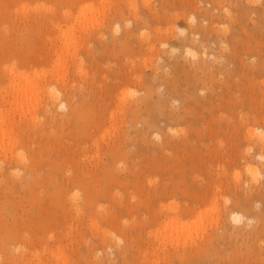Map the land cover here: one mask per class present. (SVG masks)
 Returning <instances> with one entry per match:
<instances>
[{
    "label": "rangeland",
    "instance_id": "obj_1",
    "mask_svg": "<svg viewBox=\"0 0 264 264\" xmlns=\"http://www.w3.org/2000/svg\"><path fill=\"white\" fill-rule=\"evenodd\" d=\"M232 2L231 0H0V106H3L1 105L3 104L1 97L4 94H1V92H4L2 88L5 85L7 86L9 82L11 76L9 68L12 66H15L19 73L23 71L30 73L36 82H39L40 79L42 82H48L54 80V77H60L61 79L65 76L67 80L66 89H68L67 96L62 93L64 90L59 94L60 99L56 102L58 104L56 109L51 108L46 112L45 109L48 103L45 100H43L42 106L38 107V121L36 124L43 129L29 130L30 136L23 135L26 138L25 144L17 143L15 148L12 149L14 154L11 151L0 153V165L7 167L12 163V171L9 170L11 176L18 181L25 182V185L18 192L8 194L4 198L2 205H0V219L6 223L8 222L7 226L8 224L10 226L11 223V227L12 223L22 219V222L27 221V223H23L27 226L25 228H33L35 231L38 229L36 236H34V231L31 230V232L25 229L26 233L28 230V232H31V234L29 232V235L32 236L31 238L28 236L31 241L28 244L34 245H26V250L32 248L31 251H33L26 252L25 248L24 250L15 249L16 243L10 244L12 241L14 242L13 236L9 232L1 230V225L0 241L4 240L6 242L9 238L10 242L8 240L9 243L6 242L9 245L8 248L13 247L11 250L0 247V251L2 249L0 264H30L31 261L37 263L36 259L41 255H43L41 258L44 257L42 259L45 263L51 264L53 262L52 264H54L57 262V258L54 257L56 249L64 250L61 249L60 245H57V243L61 244L59 242L61 240V246L65 245V254L64 252L62 254L67 256H64L66 260L61 264H101L102 261L105 264H156L157 261L159 264H180L178 259L172 256L176 249L177 251L186 249L187 252L192 251L195 253L199 248L206 247L207 243L208 246L204 248V252L199 250V252L205 254L200 256L199 259L194 258L193 260L196 261L191 264H199V261L202 262L201 264H217L223 258L225 260H236V264H264V233L258 234L256 237L253 236L254 228H260L259 226L264 223L262 218L264 215V200L260 202L262 199L259 200L260 196L255 194L257 198L255 196H253L254 200L253 197L249 198L252 201L251 205L242 203L240 205L238 199H236L239 198L240 200L237 195L239 193L242 195L243 191L246 190L250 192L259 189V192L260 187L264 190V174L262 173L264 170H261L264 169V160H260L256 156V154L259 155L257 145L254 148H249L253 143L249 142L251 139L247 136L248 130L256 125L264 128V0H232ZM202 20L203 22H201ZM192 31L197 32L204 42H208L209 48L207 45L205 53L201 52L202 46L200 43L191 40L194 34ZM187 44L196 50L197 55L195 57L187 53ZM192 45L195 47H192ZM59 47L60 49L64 48V53L60 58L57 53ZM196 47L199 49L198 53ZM176 55L177 57H175ZM236 55L239 57L237 58ZM213 57H217V59L215 60ZM203 59H205V65H209L210 70L204 69L202 71L199 69L201 67L199 63H202L200 61ZM211 70L216 75H213ZM211 74L213 75L212 81H210ZM56 87L60 89V87ZM152 87L153 89H149ZM149 90H151L152 96L142 102L141 111L143 114L140 115L139 119H135L132 113L133 108L136 107V104H139L142 96L144 98L148 96ZM240 90L242 91L240 92ZM243 91L244 93H242ZM249 91H251L250 94ZM229 93L231 97H229ZM84 94L87 96L83 97ZM43 98H45L44 95ZM237 98L239 99L237 100ZM61 100L66 102V106L59 105ZM90 100H93V103ZM83 102L87 104H83ZM88 102L89 104L91 102V105L88 106ZM83 105L89 107L87 109H91V111L85 113L87 111L86 107L83 108ZM7 107L10 108V106ZM72 109L74 113L76 109L79 111L75 114L77 116L74 115V117L73 113L71 120L63 123L62 116L69 118L68 114ZM80 112H82L81 115L77 114ZM48 113L59 119L58 122H54L52 125L46 123V125ZM179 113L183 114L182 118L178 117L177 114ZM20 118V112L16 111L14 116L17 123L15 124L16 135H20L21 131L26 132L27 130L25 128L27 126L26 120L23 119L22 121V118ZM28 124L31 127L35 125L33 122H31V125L30 121H28ZM141 133L146 135L147 140L142 138ZM144 140H146V143ZM26 142H29L27 144L30 147L25 146ZM37 149L38 151H35ZM114 149L118 151L116 158L110 152ZM249 149L251 154L255 152L254 155L249 154ZM261 149L264 151V147H259V153L261 152L264 155ZM136 151L137 154L142 153V151L144 154L142 153L143 155L140 157L135 153ZM33 152L37 156L40 154L38 160H41L43 166L49 170L48 173L53 170H50L49 167L55 168L54 171H51L52 173L59 171L56 175L53 173L57 176L54 177L56 180L62 179L61 176L65 173H67V176L72 175L76 170H86L87 167L94 170L96 166H101L103 163V166L105 165L104 171H101L103 173L100 172L103 174V178L101 174L98 173V175L101 176L100 180L102 182H100L103 189H106V192L109 193L100 200L98 208V204L95 205L94 211L97 212L95 214L98 216H95V214H92L91 216H94L90 218L87 216L85 220L87 223H85L84 221L81 222L80 217V219H76L78 218L77 213L73 210L71 213L76 218L71 214L70 217L75 218L71 220L68 215V223L62 217L63 214L59 213L62 212L61 204L66 209H70V201L82 198L83 190L77 186H69L66 191L64 190L67 193L66 195L62 193L61 196H58L54 192L55 190H52L55 188H51L48 181V188L50 187V191H53L52 196L50 195L51 192L48 191V193L46 192L48 195L42 193L45 194L43 196L46 199L44 197L33 199L28 182L24 178L26 169L21 165L23 162H29V159L33 156L31 153L34 154ZM38 152L40 153L38 154ZM65 158L69 160L66 164L64 163ZM15 160L18 163H14ZM56 161L59 164L58 167ZM245 161L247 163L253 161L254 164H252L257 168L259 167V172L255 173L256 175L250 174L247 171L246 166L248 165ZM5 162L8 163L5 164ZM18 164L20 165L18 166ZM48 164L55 165L49 166ZM66 165L67 167H65ZM61 166H64V171ZM60 171L62 172L60 173ZM87 175V179L92 180L91 183H93L95 181L94 174L90 173L89 176L88 173ZM237 175L242 180L239 181L242 182L243 191L241 187L240 189L233 187ZM0 180V183L4 182L6 177L1 176ZM218 182L222 183L219 184ZM174 185H178L181 189H177L178 186L175 187ZM172 186L174 187L172 188ZM184 186L185 188H183ZM248 186H250V189ZM165 187L168 188L167 192L162 191ZM169 188L170 190L171 188L174 189L176 192L174 190L169 191ZM38 190L40 191L42 188L39 187ZM188 190L192 192V197ZM157 191L162 193L160 198L158 197L159 199H156ZM199 191L200 194H198ZM148 192L149 196H147ZM170 192L171 194H169ZM194 193L195 195L197 193L200 197L195 196ZM150 195H153V198ZM164 195L165 197H163ZM213 195L217 196L213 197ZM54 196L58 197L57 199L60 198L61 202L59 203ZM65 198L68 199L64 200ZM141 198H143V201ZM144 198L145 203H141L144 202ZM54 199H56L57 205L54 203ZM140 200L141 202H139ZM131 202L133 205L140 203L139 205L142 206L144 204V208L139 206V209L137 208V211L132 213L126 211L119 213L121 205L131 204ZM170 204L171 206L175 204L178 208L173 209L171 206L169 208ZM114 206L118 207L117 212H115L116 208L112 209ZM147 206H150V211L146 210ZM188 206H193L195 212L186 211L189 209ZM244 206L245 208H243ZM248 206L254 208L251 207L252 209H250ZM52 208H55L54 212L58 217L55 213L53 215ZM111 209L117 213L114 220L110 217L107 218L109 215L107 213L112 212ZM230 211L242 214L241 222H234L230 217ZM67 212L70 213L69 210ZM81 212L83 213L84 210L82 209ZM101 212L104 213L101 215ZM49 213L53 216H50ZM104 214H107V216ZM43 215L48 222L45 221ZM47 216H50V218ZM105 216L107 219H105ZM38 218L44 223L39 221ZM50 219L51 224L49 223ZM96 221L98 225L93 223ZM22 222L21 220L18 222L21 227ZM46 222L48 225L45 226ZM76 222L79 224H76ZM34 223L35 225H33ZM42 223V230L45 229L47 232L44 230L42 232L40 227ZM81 223L82 228L80 227L82 226ZM60 224H65L66 228L64 229V226L61 227ZM71 224L74 228H72V232L69 230ZM19 226L18 228H20ZM34 226L38 228L36 229ZM75 227H80L81 230ZM23 228L21 229L23 230ZM50 229L57 230L56 233L61 239L58 236L54 237L57 241L54 238L50 239V233H48ZM25 230L23 232L20 230V232L26 234ZM75 231L80 232L82 237L80 233ZM4 233L7 235L5 236ZM53 233L55 234V232ZM61 233L64 234V237ZM224 233H230L232 236L226 237L229 240L221 241L218 244L215 240L223 236ZM8 234L11 236V240ZM24 234H22L23 237L26 236ZM41 234L43 235L41 236ZM253 237L256 239H253ZM92 238L94 241H92ZM102 238L105 240H102ZM43 240L49 242L45 243ZM102 241H104V244H102ZM228 241H231V243ZM38 242L42 244L39 245ZM34 243H36V247ZM94 245L96 248H94ZM126 245L129 252H131L128 255V257L130 256L129 259L124 262L125 259L122 260L121 253H124ZM43 246H48V248L44 250ZM52 247L56 248L53 253L49 251L50 249L53 251ZM88 247L94 248L93 252ZM8 251H11L12 255L8 254ZM37 251L40 252L38 256H36ZM207 253L209 255H206ZM168 255L173 260H169ZM8 256L10 260L7 259L6 261Z\"/></svg>",
    "mask_w": 264,
    "mask_h": 264
},
{
    "label": "bare ground",
    "instance_id": "obj_2",
    "mask_svg": "<svg viewBox=\"0 0 264 264\" xmlns=\"http://www.w3.org/2000/svg\"><path fill=\"white\" fill-rule=\"evenodd\" d=\"M214 1H216V0H214ZM222 1V0H221ZM224 1V0H223ZM231 2H232V0H231ZM217 3V2H216ZM227 3V2H226ZM240 3V2H239ZM248 3V2H247ZM219 4V3H218ZM221 4V3H220ZM232 4H233V2H232ZM231 6V5H230ZM233 6V5H232ZM249 6V5H248ZM216 7V6H215ZM213 8V7H212ZM230 8V7H229ZM222 9V8H221ZM238 9V8H237ZM236 9V10H237ZM243 9V8H242ZM122 10V9H121ZM223 11V10H222ZM120 12V11H119ZM215 12V11H214ZM227 12V11H226ZM249 12V11H248ZM260 12V11H259ZM212 13H213V11H212ZM216 13V12H215ZM222 13V12H221ZM240 13V12H239ZM123 14V12L121 13V15ZM196 14V13H195ZM217 14V13H216ZM184 15V14H183ZM192 15V14H191ZM194 16V15H193ZM214 16V15H213ZM213 16H212V18H213ZM218 16V15H217ZM231 16V15H230ZM123 17V16H122ZM146 17V16H145ZM125 18H127V17H125ZM159 18V17H158ZM191 18V17H190ZM214 18H216V17H214ZM127 19H129V18H127ZM156 19V18H155ZM160 19V18H159ZM158 19V20H159ZM172 19V18H171ZM193 19V18H192ZM241 19V18H240ZM198 20V19H197ZM193 21V20H192ZM191 21V22H192ZM264 21V20H263ZM111 22V21H110ZM157 22V21H156ZM201 22H203V20L201 21ZM154 23V22H153ZM194 23H195V21H194ZM228 23V22H227ZM232 23V22H231ZM261 23V22H260ZM110 24V23H109ZM117 24V23H116ZM201 24H203V23H201ZM216 24V23H215ZM262 25V24H261ZM192 26V25H191ZM191 26H190V28H191ZM195 26V25H194ZM258 26V25H257ZM201 27V26H200ZM220 27H221V25H220ZM195 28V27H194ZM228 29V28H227ZM258 29V28H257ZM209 30V29H208ZM215 30V29H214ZM225 31V30H224ZM172 33H173V31H171ZM194 34H193V36L191 37L192 39V41H195V42H197L198 44L200 43V45L202 46V48H201V52H203V53H205L206 52V50H205V48H206V46L208 45V42L206 43V42H204V40L203 39H201L199 36H198V34H197V32H194V31H192ZM100 33V32H99ZM189 33V32H188ZM191 33V32H190ZM199 33V32H198ZM224 33V32H223ZM264 33V32H263ZM219 34V33H218ZM228 34H229V32H228ZM96 35V34H95ZM224 35V34H223ZM97 36V35H96ZM173 36V35H172ZM185 37H188V36H185ZM217 37V36H216ZM225 37H227V36H225ZM264 37V36H263ZM170 38V37H169ZM168 38V39H169ZM183 38V37H182ZM223 38V37H222ZM181 39V38H180ZM164 40H165V38H164ZM182 41H184L183 39H181ZM188 40V39H187ZM190 40V39H189ZM226 40V39H225ZM191 41V42H192ZM207 41V40H206ZM153 42V41H152ZM221 42V41H220ZM250 42H252V41H250ZM120 43V42H119ZM123 43V42H122ZM145 43V42H144ZM165 43H166V41H165ZM178 43V42H177ZM186 43V42H185ZM189 43H190V41H189ZM188 43V44H189ZM196 43V44H197ZM215 43V42H214ZM218 43V42H217ZM233 43H234V41H233ZM154 44H156V43H154ZM173 44H175V43H173ZM186 45L187 46V48H186V51H187V53L188 54H190V55H192V57L194 56H196L197 54H196V50L195 49H193V48H191L189 45ZM191 44V43H190ZM193 44V43H192ZM196 44H194V45H196ZM227 44H228V42H227ZM249 44V43H248ZM251 44H253V43H251ZM139 45V44H138ZM144 45V44H143ZM177 45V44H176ZM178 45H179V43H178ZM181 45V44H180ZM219 46H220V44H218ZM264 45V44H263ZM151 46H152V44H151ZM183 46V45H182ZM197 46H199V45H197ZM213 46V45H212ZM217 46V45H216ZM230 46V45H229ZM236 46V45H235ZM106 47H108V46H106ZM114 47V46H113ZM118 47V46H117ZM150 47V46H149ZM192 47H195V46H193L192 45ZM200 47V46H199ZM218 47V46H217ZM246 47H248V46H246ZM104 48V47H103ZM108 48H110V47H108ZM141 48V47H140ZM197 48V47H196ZM208 48H209V45H208ZM207 48V49H208ZM211 48V47H210ZM226 48H227V45H226ZM230 48V47H229ZM240 48V47H239ZM111 49V48H110ZM114 49V48H113ZM183 49V48H182ZM198 49V48H197ZM215 49V48H214ZM248 49V48H247ZM106 50V49H105ZM137 50H139V49H137ZM181 50V49H180ZM225 50V49H224ZM241 50V49H240ZM251 50V49H250ZM170 51V50H169ZM198 51H199V49L197 50V53H198ZM260 51V50H259ZM110 53H111V51H109ZM168 52V51H167ZM172 52V51H171ZM181 52H183V51H181ZM185 52V51H184ZM226 52H227V49H226ZM247 52H249L248 50H247ZM57 53H58V57L60 58L61 56H62V54L64 53V48L62 47L61 49H60V47H59V49L57 50ZM105 53V52H104ZM109 53V54H110ZM173 53H175V52H173ZM178 53V52H177ZM240 53V52H239ZM106 54V53H105ZM187 54V55H188ZM208 54H209V52H208ZM212 54V53H211ZM229 54V53H228ZM232 54V53H231ZM248 54V53H247ZM174 55V54H173ZM184 55V54H183ZM186 55V54H185ZM205 55H207V54H205ZM224 55V54H223ZM239 55V54H238ZM237 56V55H236ZM264 56V55H263ZM162 57V56H161ZM170 57V56H169ZM175 57H177V55L175 56ZM211 57V56H210ZM209 57V58H210ZM239 56H237V58H238ZM241 57V56H240ZM185 58V57H184ZM202 58V57H201ZM213 58H215V60L217 59V57H213ZM224 58V57H223ZM263 58V57H262ZM189 59V58H188ZM187 59V60H188ZM211 59V58H210ZM209 59V60H210ZM175 60V59H174ZM183 60H185V59H183ZM186 60V61H187ZM205 59H203L202 61H200V62H202V63H199V66L201 65V67H199V69L200 70H202V71H204V69H208V70H210L209 69V65H205L206 63H205V61H204ZM212 60V59H211ZM223 60H225V59H223ZM194 61V60H193ZM197 61V60H196ZM214 61V60H213ZM264 61V60H263ZM164 62V61H163ZM189 62L191 63V61L189 60ZM208 62V61H207ZM224 62V61H223ZM227 62V61H226ZM240 62V61H239ZM252 62H253V60H252ZM188 63V62H187ZM186 63V64H187ZM198 63V62H197ZM210 63V62H209ZM209 63H207V64H209ZM234 63V62H233ZM162 64V63H161ZM196 64V63H195ZM194 64V65H195ZM210 64H212V63H210ZM224 64H225V62H224ZM230 64V63H229ZM228 64V65H229ZM257 64H258V62H257ZM260 64V63H259ZM181 65V64H180ZM185 65V64H184ZM191 65V64H190ZM198 65V64H197ZM238 65V64H237ZM245 66H246V64H244ZM243 65V66H244ZM255 65V64H254ZM261 65V64H260ZM259 65V66H260ZM263 65V64H262ZM179 66V65H178ZM233 66V65H232ZM244 66V67H245ZM134 67V66H133ZM152 67V66H151ZM150 67V68H151ZM168 67V66H167ZM188 67V66H187ZM239 67V66H238ZM242 67V66H241ZM251 67V66H250ZM264 67V66H263ZM161 68V67H160ZM169 68V67H168ZM180 68V67H179ZM178 68V69H179ZM198 68V67H197ZM196 68V69H197ZM210 68H211V66H210ZM229 68V67H228ZM253 68V67H252ZM260 68H261V66H260ZM263 69V68H262ZM152 70H153V68H152ZM169 70V69H168ZM208 70H207V72H208ZM242 70V69H241ZM244 70V69H243ZM251 70V69H250ZM257 70V69H256ZM255 70V71H256ZM164 71V70H163ZM199 71V70H198ZM212 71L213 70H211V73H212ZM229 71H230V69H229ZM254 71V70H253ZM254 71V72H255ZM261 71V70H260ZM206 72V73H207ZM210 72V71H209ZM235 72H238V71H235ZM245 72V71H244ZM249 72H251V71H249ZM9 73H10V78H9V82H8V84H7V86L5 85V87L4 88H2L3 89V91L4 92H1V94L2 93H4V94H2V101H3V104H1V105H3V106H0V153L3 151V152H6L7 153V151L9 152V151H11L13 154H14V152H13V148H15V146L17 145V143H21L22 145H24L25 144V136H23V135H26V136H30L29 135V133H28V131L29 130H31V131H37V130H39V129H43V128H39L37 125L38 124H36V122L38 121V117H37V109H38V107H40V106H42V104H43V100H45L46 101V103H48V105H46V109H45V111L46 112H48L51 108H55L56 109V107H57V105L58 104H56V102H58L59 101V99H60V93H61V91H63L62 93H64L65 94V96H67L68 95V89H66L67 88V80H66V78H65V76H63L61 79H60V77H54L55 79L54 80H49L48 82H42L41 81V79H40V81L39 82H36L35 81V79L33 78V76L30 74V73H26V72H22V73H19V70L14 66H12V67H10L9 68ZM126 73V72H125ZM157 73V72H156ZM166 73V72H165ZM223 73V72H222ZM259 73V72H258ZM262 73V72H261ZM132 74V73H131ZM130 74V75H131ZM205 74V73H204ZM210 74V73H209ZM213 75H216V74H214V73H212ZM210 75V76H212V77H210L211 79H210V81H212V78H213V75ZM250 74V73H249ZM124 75V74H123ZM129 75V74H128ZM133 75V74H132ZM242 75H244V74H242ZM246 75H247V72H246ZM255 75H257L256 73H255ZM254 75V76H255ZM135 76V75H134ZM138 76V75H137ZM166 76V75H165ZM222 76V75H221ZM225 76V75H224ZM240 76V75H239ZM250 76H251V74H250ZM249 76V77H250ZM264 76V75H263ZM130 77H132V76H130ZM156 77V76H155ZM215 77V76H214ZM251 77H253V75L251 76ZM126 78V77H125ZM128 78V77H127ZM138 78H140V77H138ZM207 78V77H206ZM219 78H220V75H219ZM225 78V77H224ZM133 79H134V77H133ZM141 79V78H140ZM158 79V78H157ZM238 79V78H237ZM126 80V79H125ZM128 80V79H127ZM131 80V79H130ZM136 80V79H135ZM153 80V79H152ZM167 80V79H166ZM191 80H193V79H191ZM214 80V79H213ZM216 80V79H215ZM217 80H219V79H217ZM244 80V79H243ZM251 80V79H250ZM253 80V79H252ZM254 80H256V79H254ZM257 80H258V78H257ZM264 80V79H263ZM180 81V80H179ZM227 81V80H226ZM238 81H239V79H238ZM262 81V80H261ZM129 82V81H128ZM141 82V81H140ZM167 82H169V80H167ZM192 82V81H191ZM195 82V81H194ZM251 82H254V81H251ZM149 83V82H148ZM229 83H231V82H229ZM255 83V82H254ZM150 84H152V83H150ZM194 84V83H193ZM220 84V83H219ZM264 84V83H263ZM262 84V85H263ZM141 85H143V84H141ZM149 85V84H148ZM154 85V84H153ZM182 85V84H181ZM223 85V84H222ZM227 85V84H226ZM231 85V84H230ZM236 85H238V84H236ZM56 86H58V87H60V89H57V87ZM135 86V85H134ZM139 86V85H138ZM145 86V85H144ZM215 86V85H214ZM229 86V85H228ZM251 86V85H250ZM249 86V87H250ZM260 86V85H259ZM264 86V85H263ZM64 87V88H63ZM147 87V86H146ZM145 87V88H146ZM151 87V86H150ZM240 87V86H239ZM217 88V87H216ZM219 88V87H218ZM236 88V87H235ZM238 88V87H237ZM246 88V87H245ZM248 88V87H247ZM246 88V89H247ZM253 88V87H252ZM258 88V87H257ZM260 88H262L261 86H260ZM260 88H259V90H260ZM141 89V88H140ZM149 89H153V87L152 88H149ZM232 89H234V88H232ZM245 89V90H246ZM256 89V88H255ZM254 89V90H255ZM146 90V89H145ZM147 91V90H146ZM203 91V90H202ZM234 91H235V89H234ZM242 90H240V92H241ZM247 91V90H246ZM261 91H263L262 89H261ZM156 92V91H155ZM200 92V91H199ZM206 92V91H205ZM204 92V93H205ZM236 92H237V90H236ZM250 92L251 91H249V94H250ZM259 92V91H258ZM157 93V92H156ZM201 93V92H200ZM199 93V94H200ZM242 93H244V91L242 92ZM247 93V92H246ZM253 93V92H252ZM263 93V92H262ZM225 94V93H224ZM43 95L45 96V98H43ZM144 95V94H143ZM146 95V94H145ZM204 95H206V94H204ZM203 95V96H204ZM227 95V94H226ZM229 95V97H231L230 95V93L228 94ZM240 95H242L241 93H240ZM263 95H264V93H263ZM85 96H87V95H85L84 94V96L83 97H85ZM152 96V92H151V90H149V92H148V96L147 97H143L142 96V98H140V102H139V104H136V107H134L133 108V116H134V118L135 119H139L140 118V115L141 114H143L142 113V111H141V106H143V105H141L142 104V102H144V101H146L148 98L150 99V97ZM246 96V95H245ZM250 96V95H249ZM256 96V95H255ZM202 97V96H201ZM209 97H211V96H209ZM217 97V96H216ZM251 97V96H250ZM160 98H162L161 96H160ZM176 98V97H175ZM199 98V97H198ZM223 98V97H222ZM244 98V97H243ZM80 99V98H79ZM228 99H230V98H228ZM239 98H237V100H238ZM245 99L247 100V98L245 97ZM249 99V98H248ZM254 99V98H253ZM259 99V98H258ZM49 102H48V101ZM242 100V99H241ZM250 100V99H249ZM91 101V100H90ZM152 101V100H151ZM173 100L171 99V102H172ZM226 101V100H225ZM229 101V100H228ZM236 101V100H235ZM254 101V100H253ZM257 101V100H256ZM259 101H261V100H259ZM264 101V100H263ZM78 102V101H77ZM92 103H93V100L91 101ZM91 102H90V104H89V102H88V106L89 105H91ZM123 102V101H122ZM121 102V103H122ZM134 102H136V101H134ZM175 102V101H174ZM214 102V101H213ZM242 102V101H241ZM245 102V101H244ZM243 102V103H244ZM252 102V101H251ZM255 102V101H254ZM84 103H86V102H83V104ZM148 103V102H147ZM250 103V102H249ZM61 104V106H66V102L64 101V100H61L60 102H59V105ZM87 104V103H86ZM173 104V103H172ZM178 104V103H177ZM233 104V103H232ZM255 104V103H254ZM260 105H262L261 103H259ZM264 104V103H263ZM77 105H79L78 103H77ZM132 105V104H131ZM243 105V104H242ZM7 106H10V108H8ZM72 106H74V105H72ZM80 106V105H79ZM82 106V105H81ZM84 106V105H83ZM92 106H93V104H92ZM223 106V105H222ZM246 106H247V104H246ZM76 107V106H75ZM86 107V105L83 107V108H85ZM129 107H131V106H129ZM147 107V106H146ZM174 107V106H173ZM230 107H231V105H230ZM234 107V106H233ZM261 107V106H260ZM83 108H82V111H83ZM87 108H89V107H86L85 109H86V111L87 112H85V109H84V112L85 113H89L88 111H91V109H87ZM91 108V107H90ZM240 108V107H239ZM247 108V107H246ZM75 109V108H74ZM80 109V108H79ZM93 109V108H92ZM199 109V108H198ZM238 109V108H237ZM236 109V110H237ZM250 109V108H249ZM256 109V108H255ZM81 110V109H80ZM243 110V109H242ZM247 110H248V108H247ZM252 110V109H251ZM16 111H19L20 112V114H21V118H22V121H23V119L24 120H26V122H27V126L25 127L27 130H26V132H22L21 131V134H22V136H21V134L20 135H16V133H15V124H17L16 123V121H15V119H14V116H15V112ZM214 111V110H213ZM246 111V110H245ZM76 112H79L77 109H76V111H75V113H74V110L72 109V110H70L69 111V118H67L66 116H62V122L63 123H65L66 121H70L71 120V117H72V114H73V116L76 114ZM237 112V111H236ZM258 112V111H257ZM260 112V111H259ZM94 113V112H93ZM131 113V114H132ZM250 113V112H249ZM252 113V112H251ZM49 114V113H48ZM66 114V113H65ZM77 114H82V112H80V113H77ZM84 114V113H83ZM215 114V113H214ZM240 114H242V113H240ZM47 115V114H46ZM178 115V117L179 118H182V116H183V114H181V113H179V114H177ZM263 115V114H262ZM75 116H77V115H75ZM74 116V117H75ZM83 116V115H82ZM129 116V115H128ZM127 116V117H128ZM132 116V115H131ZM73 117V118H74ZM79 117H81V116H79ZM126 117V118H127ZM214 117V116H213ZM243 117V116H242ZM249 117V116H248ZM20 118V119H21ZM77 118V117H76ZM75 118V119H76ZM252 118V117H251ZM255 118V117H254ZM257 118H258V116H257ZM256 118V119H257ZM19 119V118H18ZM78 119V118H77ZM17 120V119H16ZM58 120L59 119H56L55 118V116L54 117H52L50 114H49V116L47 117V119H46V122H45V124L47 123L48 125H52V124H54V122H58ZM61 120V119H60ZM74 120V119H73ZM244 120V119H243ZM22 121H20V122H22ZM28 121H30V124H31V122H33V123H35V125L33 126V127H31L29 124H28ZM75 121V120H74ZM197 121V120H196ZM20 122H19V124H20ZM133 122V121H132ZM238 122V121H237ZM243 122V121H242ZM245 122V121H244ZM248 122V121H247ZM250 122V121H249ZM72 123H74V122H72ZM76 123V122H75ZM162 123V122H161ZM251 123V122H250ZM259 123V122H258ZM46 124V125H47ZM247 124H249V123H247ZM32 125V124H31ZM133 125V124H132ZM256 125V124H255ZM40 126H42V125H40ZM134 126H135V124H134ZM230 126V125H229ZM43 127V126H42ZM215 127V126H214ZM236 127V126H235ZM241 127V126H240ZM248 127H249V125H248ZM264 127V126H263ZM171 128V127H170ZM177 128V127H176ZM172 129V128H171ZM143 130V129H142ZM25 131V130H24ZM170 131V130H169ZM168 131V132H169ZM172 131V130H171ZM212 132V131H211ZM215 133V132H214ZM237 133V132H236ZM142 134V138H146V135L144 134V133H141ZM169 134V133H168ZM175 134V133H174ZM204 134V133H203ZM153 135H154V133H153ZM158 135V134H157ZM184 135V134H183ZM243 135V134H242ZM181 136V135H180ZM203 136V135H202ZM209 136H210V134H209ZM208 136V137H209ZM248 137H249V139H251L249 142L251 143H253V145L251 146V147H249V148H254L256 145V147H258V151H257V149H255L257 152H258V154L259 155H257L256 154V156H258L259 158H260V160H264V155L260 152L259 153V147L260 148H263L264 147V128H261V127H258L257 125L255 126V127H253V128H250L249 130H248V135H247ZM247 136H245V137H247ZM140 137V136H139ZM138 137V138H139ZM184 137V136H183ZM137 138V139H138ZM178 138V137H177ZM140 139V138H139ZM170 139H172V138H170ZM174 139H176V138H174ZM179 139V138H178ZM181 139H183V138H181ZM132 140V139H131ZM146 140H147V138H146ZM146 140H144L145 141V143H146ZM185 140V139H184ZM237 140V139H236ZM244 140V139H243ZM26 141H28V140H26ZM133 141V140H132ZM242 141V140H241ZM239 142V141H238ZM244 142H246V141H244ZM24 143V144H23ZM27 143H29V142H26V145L25 146H28V144ZM151 143V142H150ZM180 143V142H179ZM178 143V144H179ZM251 143V144H252ZM168 144V143H167ZM176 144V143H175ZM177 144V145H178ZM184 144V143H183ZM238 144V143H237ZM30 145V144H29ZM171 145V144H170ZM173 145V144H172ZM185 145V144H184ZM243 145H244V143H243ZM153 146V145H152ZM237 146V145H236ZM239 146V145H238ZM237 146V147H238ZM248 146H249V144H248ZM24 147V146H23ZM28 147H30V146H28ZM118 147V146H117ZM244 147V146H243ZM121 148V147H120ZM120 148L118 149V151L120 150ZM39 149V148H38ZM38 149L37 150H35V151H38ZM182 149V148H181ZM248 149V148H247ZM33 150V149H32ZM110 150V149H109ZM244 150V149H243ZM246 150V149H245ZM262 150V149H261ZM116 149H114V150H112V151H110V152H112L111 154H113V155H115V158H116V156H117V152H118ZM247 151V150H246ZM245 151V152H246ZM249 151H250V149H249ZM263 151V150H262ZM264 152V151H263ZM34 153V152H33ZM40 152H38V154H39ZM43 153V152H42ZM136 154H137V151L135 152ZM142 153H143V151H142ZM142 153H140V154H137L138 156L140 155V157H141V155H143ZM253 153V152H252ZM255 153V152H254ZM254 153L253 154H251V151H250V153L249 154H251V156L252 155H254ZM5 154V153H4ZM4 154H3V156H4ZM13 154H12V156H13ZM31 155H33L32 156V158L31 159H29V162H23L21 165L23 166V168H25L26 169V173H25V177L24 178H26V180H27V182H28V186H29V188H30V190H31V192H32V198L34 199L35 197H39V198H43L44 196H45V194H47L48 193V191H50V187L48 188V181H49V186H51V188L52 187H54L55 189H52V190H55L54 192L58 195V196H61L62 195V193H65L64 192V190L66 191L68 188H69V186H71V187H73V186H77V187H79V189L81 188L82 190H83V196H82V198L81 199H74L73 201H70V209H66L65 208V206L63 205V204H61L62 206V212H59L60 214L62 213L63 214V216L62 217H64L65 218V220H66V222H68V220H69V218L72 220L73 218H71L70 216H71V212L73 211V210H75L76 211V215H77V217L78 218H76L75 217V215L74 214H72V215H74L73 217H75L77 220L78 219H80L81 220V222L82 221H84L85 222V220H86V218H87V216H89V218L90 217H93V216H91L92 214H95V212L96 211H94V208L96 207L95 205H97L99 202H100V200L101 199H103L106 195H107V193H109V192H106V189H103V187H102V184H101V182H102V180H100V177L103 175V174H101V173H103V172H101L102 170L104 171V166H103V163H102V165L101 166H96V169H94V170H91V169H89L88 167H87V169L86 170H84V169H82L81 171L79 170V171H77L76 170V172H74L72 175H66L67 173H65V174H63V176H61L62 177V179H60V180H56L54 177H57V176H55L56 175V173L57 172H59V171H57V172H51V171H54L55 170V168H52V167H49L50 168V170L51 169H53V170H51L49 173H48V169L46 168V167H44L43 166V164L41 163V160H38V156L40 155H38L37 156V154L36 153H34V154H32L31 153ZM43 155V154H42ZM41 155V156H42ZM113 155H112V157H113ZM236 155V154H235ZM9 156V155H8ZM11 156V155H10ZM6 157V156H5ZM111 157V158H112ZM237 157V156H236ZM235 157V158H236ZM255 157V156H254ZM254 157H252L253 159H254ZM10 158V157H9ZM8 158V159H9ZM15 158V157H14ZM13 158V159H14ZM114 158V157H113ZM113 158H112V160H113ZM114 158V159H115ZM161 158H162V156H161ZM248 158V157H247ZM251 158V159H252ZM256 158V157H255ZM41 159H42V157H41ZM66 159H67V161H66ZM239 159H241V158H239ZM250 159V158H249ZM2 160V159H1ZM64 160V159H63ZM245 160V159H244ZM8 161V160H7ZM11 161V160H10ZM9 161V162H10ZM18 161V160H17ZM51 161V160H50ZM65 162V164H66V162H68L69 160H68V158H65V160H64ZM83 161V160H82ZM234 161V160H233ZM246 161H247V159H246ZM245 161V162H246ZM251 161V160H250ZM47 162H48V160H47ZM0 163H1V161H0ZM6 163H8V162H5V164ZM14 163H18V162H16V160H15V162ZM42 165H41V164ZM49 163V162H48ZM56 163H57V167H58V162L56 161ZM236 163H237V161H236ZM247 163V162H246ZM249 163V164H248ZM246 165H248V166H246L247 167V171L250 173V174H257V172H259V167L257 168V166H255V165H253L254 163H253V161H252V163L251 162H248ZM251 163V164H250ZM3 164V163H2ZM94 164V163H93ZM100 164V163H99ZM262 164V163H261ZM16 166H17V164H15ZM20 164H18V166H19ZM49 165V164H48ZM51 165H55V164H51ZM51 165H49V166H51ZM96 165V164H95ZM263 165H264V163H263ZM7 166V165H6ZM13 165H12V163H10L7 167H3V166H1L0 165V177L1 176H4V177H6V180L4 181V182H1L0 183V205H2V201L4 200V198L8 195V194H11V193H14V192H18L24 185H25V182L24 181H18L15 177H13V176H11V171H12V167ZM69 166V165H68ZM154 166V165H153ZM236 166V165H235ZM261 166V165H260ZM45 169H44V168ZM53 167H55V166H53ZM62 167V166H61ZM65 167H67V165L65 166ZM77 167V166H76ZM246 167H244V168H246ZM261 167H263V166H261ZM17 168V167H16ZM15 168V169H16ZM106 168V167H105ZM62 170L64 169V166L61 168ZM200 169V168H199ZM261 169V168H260ZM9 170H11L10 172H9ZM68 170V169H67ZM75 170V169H74ZM106 170H108V169H106ZM261 170H264V169H261ZM13 171H14V168H13ZM64 171V170H63ZM69 171V170H68ZM62 171H60V173H61ZM73 172V171H72ZM101 172V173H100ZM106 172V171H105ZM105 172H104V174H105ZM42 173V174H41ZM89 173V176H90V173H92V174H94V176H93V178L95 177V181L93 182V183H91L92 182V180L91 181H89L88 179H87V174ZM98 173H99V175L101 174V176H99L98 175ZM263 174H264V172H262ZM16 174V173H15ZM255 174V175H256ZM91 176V177H92ZM99 176V177H98ZM237 178H235L236 179V182H235V184H233L234 186L233 187H235V189H240V187H241V183H240V181H242V180H240L239 179V176L237 175L236 176ZM102 178H103V176H102ZM92 179V178H91ZM181 179H182V177H181ZM222 179V178H221ZM220 179V180H221ZM247 179V178H246ZM254 179V178H253ZM216 180V179H215ZM240 180V181H239ZM245 180V179H244ZM250 180V179H249ZM1 181V180H0ZM101 181V182H100ZM96 182V183H95ZM210 182V181H209ZM212 182V181H211ZM263 182H264V180H263ZM213 183V182H212ZM219 183V182H218ZM222 183V182H221ZM221 183H219V184H221ZM248 183H251V182H248ZM253 183V182H252ZM210 184V183H209ZM218 184V185H219ZM224 184V183H223ZM246 185V184H245ZM250 185V184H249ZM255 185V184H254ZM264 185V184H263ZM262 185V186H263ZM166 186V185H165ZM175 186V185H174ZM174 186H172V188L174 187ZM178 186V185H177ZM177 186H175V187H177ZM182 186V185H181ZM185 186H186V184H185ZM185 186L183 187V188H185ZM189 186V185H188ZM213 186V185H212ZM221 186V185H220ZM219 186V187H220ZM256 186V185H255ZM39 187L40 188H42V190H38L39 189ZM214 187V186H213ZM218 187V188H219ZM252 187V186H251ZM107 188V187H106ZM172 188H171V190H170V188H169V191H173L172 190ZM187 188V187H186ZM207 188V187H206ZM221 188V187H220ZM219 188V189H220ZM242 188L243 187H241V190H242ZM248 188L250 189V186H248ZM259 188V187H258ZM264 188V187H263ZM177 189H181L179 186H178V188ZM189 189H190V187H189ZM260 191L258 192V190H254V191H250V192H248L247 190L246 191H243L244 193H242V195L239 193V195H237V196H239L240 197V200H239V198H236V199H238V203H240V205H242V204H248V205H251V198L253 197V196H255V194H256V196L257 195H259L258 197V199L259 200H261L262 199V201H260V202H263V200H264V192H262V191H264V190H262V188L260 187ZM148 190V189H147ZM159 190V189H158ZM161 190V189H160ZM178 190V191H179ZM185 190V189H184ZM201 190H203V189H201ZM213 190V189H212ZM108 191V190H107ZM163 192L164 191H168V188L167 187H165L163 190H162ZM175 191V190H174ZM206 191V190H205ZM215 191V190H214ZM47 192V193H46ZM51 192V191H50ZM53 192V191H52ZM52 192H51V196H52ZM171 192L169 193V194H171ZM176 192V191H175ZM186 192V191H185ZM188 192H189V190H188ZM235 192H236V190H235ZM42 193H45V194H42ZM154 193H155V191H154ZM153 193V194H154ZM190 193V195H191V193L192 192H189ZM189 193H188V195H189ZM203 192L201 191V194H202ZM205 193V192H204ZM207 193V192H206ZM211 193H213V192H211ZM67 193H65V195H66ZM148 195L147 196H149V192L147 193ZM150 194H152V193H150ZM162 193H160L159 191H157V193H156V195H157V197H156V199H159L160 198V195H161ZM198 194H200V191H199V193ZM197 193H196V195H198ZM214 195H215V193H213ZM44 195V196H43ZM48 195V194H47ZM49 195V196H50ZM54 195V194H53ZM56 195V196H57ZM69 195V194H68ZM109 195V194H108ZM167 195V194H166ZM193 195V194H192ZM192 195H191V197H192ZM194 195H195V193H194ZM195 195V196H196ZM205 195H207V194H205ZM209 195V194H208ZM213 195V197H216V196H214ZM241 195V196H240ZM48 196V197H49ZM151 197L153 196V195H150ZM155 196V195H154ZM199 196V195H198ZM198 196H197V198H198ZM202 196V195H201ZM235 196V195H234ZM255 196V197H256ZM55 197V196H54ZM54 197H52V198H54ZM64 197H67V196H64ZM74 198H75V196H73ZM113 197V196H112ZM151 197H150V199H151ZM159 197V198H158ZM162 197V196H161ZM163 197H165V195L163 196ZM200 197V196H199ZM45 198V197H44ZM51 198V197H50ZM56 198V197H55ZM58 198V197H57ZM56 198V199H57ZM146 199H147V197H145ZM145 198H144V202H141V200L143 201V198H141V200L139 201V202H141V203H145ZM153 198V197H152ZM194 198V197H193ZM250 198V199H249ZM257 198V197H256ZM32 199V200H33ZM46 199V198H45ZM56 199H54L55 200V204L57 205V201L60 203L61 201H60V198L59 199H57V201H56ZM68 198H65L64 200H67ZM161 199H163V198H161ZM160 199V200H161ZM216 199V198H215ZM51 200V199H50ZM61 200H62V198H61ZM159 200V201H160ZM198 200H199V198H198ZM203 200V199H202ZM253 200H254V197H253ZM148 201V200H147ZM158 201V200H157ZM197 201V200H196ZM200 201H201V198H200ZM213 201H216V200H214L213 199ZM235 201V200H234ZM217 202V201H216ZM244 202V203H243ZM260 202H258V203H260ZM53 202H52V204L54 205V206H56L55 204H54ZM66 203V202H65ZM123 203L125 204V202L123 201ZM147 203V202H146ZM149 203V202H148ZM161 203V202H160ZM173 203H175V202H173ZM189 203V202H188ZM242 203V204H241ZM100 204V203H99ZM99 204H98V206H97V208L99 207ZM131 204H132V202H131ZM131 204H127L126 203V205H121L120 206V212L119 213H121L122 211H126V212H133V211H137L136 209L139 207V206H141V205H139V204H135V205H131ZM159 204V203H158ZM176 204V203H175ZM175 204H172V205H174V206H171V204L169 205V208H170V206L171 207H173V209H176V207L177 206H175ZM191 204H192V202H191ZM214 204H215V202H214ZM261 204V203H260ZM66 205V204H65ZM144 204H142V206L141 207H143L144 208V206H143ZM145 205H147V204H145ZM234 205H237V204H234ZM239 205V204H238ZM239 205V206H240ZM101 206V205H100ZM194 206H195V204H194ZM233 206V205H232ZM238 206V207H239ZM254 206V205H253ZM253 206H251L252 208H254ZM264 206V205H263ZM148 208L146 209L147 211H150V206H147ZM175 207V208H174ZM189 207V206H188ZM187 207V208H188ZM197 207V206H196ZM235 207V206H234ZM237 207V206H236ZM235 207V208H236ZM241 207V206H240ZM250 206H248V208H250V209H252ZM116 207L114 206V208H112V209H115ZM118 208V207H117ZM117 208H116V210H115V212H117L118 210H117ZM157 208V207H156ZM159 208V207H158ZM166 208H168V207H166ZM165 208V209H166ZM178 208V207H177ZM243 208H245V206L243 207ZM53 210V215H54V213L56 214V212H54L55 211V208H52ZM60 209V208H59ZM84 210V212L82 213L81 212V210ZM112 209H111V211H112ZM139 209V208H138ZM142 209V208H141ZM149 209V210H148ZM154 209V208H153ZM163 209V208H162ZM182 209V208H181ZM194 208H193V206L192 207H189V209L188 210H186V211H194L193 210ZM247 209V208H246ZM69 210V212L70 213H68L67 211ZM160 210V209H159ZM255 210H257V209H255ZM59 211V210H58ZM114 211V210H113ZM110 212V213H107V214H109L108 216H107V214H104V215H106L107 216V218L108 217H110L111 219H115V214H117V213H115V212ZM249 211V210H248ZM251 211V210H250ZM49 212V211H48ZM87 212V213H86ZM99 212V211H98ZM108 212V211H107ZM125 212V213H126ZM139 212V211H138ZM159 212H161V211H159ZM159 212H156L157 214L159 213ZM165 212V211H164ZM163 212V213H164ZM184 212V211H183ZM182 212V213H183ZM195 212V211H194ZM231 212V211H230ZM253 212H257V211H253ZM46 213V212H45ZM52 213V212H51ZM68 213V214H67ZM97 213V212H96ZM104 212H101V215L103 214ZM124 213V212H123ZM148 213V212H147ZM150 213V212H149ZM152 213V212H151ZM176 213V212H175ZM180 213V212H179ZM186 213V212H185ZM188 213V212H187ZM186 213V214H187ZM229 213V212H228ZM251 213V212H250ZM261 213V212H260ZM40 214V213H39ZM43 214V213H42ZM50 214V213H49ZM67 214V215H66ZM114 214V215H113ZM127 214V213H126ZM178 214V213H177ZM262 214V213H261ZM37 215V214H36ZM52 214H50V216H53ZM68 215H69V218H68ZM97 214H95V216H96ZM100 215V214H99ZM154 215H155V213H154ZM162 215V214H161ZM164 215V214H163ZM162 215V216H163ZM166 215V214H165ZM32 216V215H31ZM50 216H47V217H49L50 218ZM98 216V215H97ZM106 216H105V219H107L106 218ZM152 216H153V214H152ZM158 216V215H157ZM261 216V215H260ZM39 217V216H38ZM40 217H41V214H40ZM43 217H44V215H43ZM56 217H58L57 216V214H56ZM60 217V216H59ZM80 217V218H79ZM154 217H156V216H154ZM230 217H231V219L234 221V222H241V220H242V218H243V215L242 214H239V213H237V212H235V211H232L231 212V214H230ZM45 218V217H44ZM43 218V219H44ZM74 218V219H75ZM104 218V217H103ZM121 218V217H120ZM252 218H253V216H252ZM261 218V217H260ZM262 218L264 219V215L262 216ZM3 219V218H2ZM39 219V218H38ZM55 219V218H54ZM73 219V220H74ZM155 219V218H154ZM159 219H160V217H159ZM250 219V218H249ZM262 219V220H263ZM21 220V222H22V219H20ZM20 220L19 221H16V222H14V223H12V227H11V223H10V226H9V224H8V226L6 225L7 223L5 222V221H1V219H0V227H1V225H2V229L1 230H5V231H7V232H9L12 236H13V239H14V242L12 241L10 244H12V243H16V248L15 249H18V250H24V248H25V250H26V245H33V244H28V243H30L31 241L29 240V237L28 236H30V238L32 237L31 235H29V232L32 230V231H34L35 232V235H34V233H33V235L34 236H36V232H38L37 230V228L38 227H36V226H34L37 230L35 231L33 228H30V229H28V228H25V227H27L25 224H23L24 222H26L27 223V221H24V222H22V227L21 226H19L18 225V222H20ZM28 220V219H27ZM32 221H33V219H31ZM35 220V219H34ZM47 219L45 218V221H46ZM76 220V221H77ZM109 220V219H108ZM158 220V219H157ZM261 220V221H262ZM30 221V220H29ZM39 221H41V219H39ZM50 222V224H51V219L49 220ZM56 221H57V219H56ZM63 221V220H62ZM111 221V220H110ZM38 222V221H37ZM41 222H43V221H41ZM40 222V223H41ZM47 222H48V220H47ZM46 222V223H47ZM52 222H53V220H52ZM60 222V221H59ZM79 222V221H78ZM78 222H76V224L78 223ZM92 222V221H91ZM264 222V221H263ZM262 222V223H263ZM17 223V224H16ZM31 223V222H30ZM44 223V222H43ZM43 223L42 224H40V227H41V225H43ZM69 223V222H68ZM68 223H66V224H68ZM85 223H87V222H85ZM85 223H83V224H85ZM94 224H97V221L96 222H93ZM92 223V224H93ZM39 224V223H38ZM59 224V223H58ZM79 224V223H78ZM89 224V223H88ZM142 224V223H141ZM23 225H25V226H23ZM30 225V224H29ZM33 225H35V223L33 224ZM46 225H48V223L47 224H45V226ZM54 225V224H53ZM57 225V224H56ZM60 225H62V224H60ZM69 225V224H68ZM80 225H82V223L80 224ZM98 225V224H97ZM132 225V224H131ZM255 225V224H254ZM258 225V224H257ZM18 226L20 227V228H18ZM31 226H32V223H31ZM44 226V227H45ZM55 226V225H54ZM64 226V229L66 228L65 227V224L64 225H62L61 227H63ZM77 226V225H76ZM92 226H95V225H92ZM133 226V225H132ZM24 227V228H23ZM56 227V226H55ZM61 227H60V229H61ZM71 229H69L70 231L72 230V224H71ZM81 228L83 227V225L82 226H80ZM79 227V228H80ZM127 227V226H126ZM253 227V226H252ZM260 228H257V229H255L254 228V231H253V236L254 237H256V236H258V234H262V233H264V223H263V225H261V226H259ZM21 228H23V230H25V229H28V230H30L29 232H28V230H27V233H28V235H27V233H26V230H25V233L26 234H24V233H21L20 232V230L23 232V230L21 229ZM42 228L43 227H41V230H42ZM47 228V227H46ZM51 228V227H50ZM56 228H58V226L56 227ZM56 228H54V229H56ZM68 228H69V226H68ZM67 228V229H68ZM76 228V227H75ZM78 228V227H77ZM76 228V229H77ZM78 228V229H79ZM127 228H129V227H127ZM132 228V227H131ZM20 229V230H19ZM60 229H59V231H60ZM63 229V230H64ZM74 229V228H73ZM75 229V230H76ZM96 229H98L97 227H96ZM125 229V228H124ZM144 229V228H143ZM45 232H47L45 229H43ZM43 230H42V232H43ZM48 230V229H47ZM63 230H62V232H63ZM79 230H81V229H79ZM83 230V229H82ZM229 230V229H228ZM227 230V231H228ZM251 230H252V228H251ZM31 231V232H32ZM78 231V230H77ZM77 231H75V232H77ZM224 231H226V230H224ZM1 232H3V231H1ZM20 232V233H19ZM31 232H30V234H31ZM44 232V233H45ZM53 232H55V234L53 233ZM57 232V230H54L53 231V229H50L49 230V232L48 233H50L49 234V238L50 239H52V238H54L55 236H58V238H59V235H58V233H56ZM66 232H67V230H66ZM72 232V231H71ZM70 232V233H71ZM81 232H83V231H81ZM230 232V231H229ZM248 232V231H247ZM43 233V234H44ZM60 233V232H59ZM64 233H65V230H64ZM77 233H80V232H77ZM18 234H21V235H18ZM22 234H24V235H26V236H22ZM38 234V233H37ZM43 234H41V236L43 235ZM47 234V233H46ZM61 234H63V233H61ZM83 234V233H82ZM226 234V235H225ZM234 234V233H233ZM242 234V236H244V234L243 233H241ZM250 234V233H249ZM4 235H5V233H4ZM3 235V236H4ZM7 235V234H6ZM5 235V236H6ZM40 235V234H39ZM73 235V234H72ZM77 235V234H76ZM130 235V234H129ZM220 235H222V234H220ZM232 236V234H230V233H224V235L223 236H221L219 239H217V240H215L216 242H218V244H220V242L221 241H225V240H227L226 239V237H228V236ZM236 235V234H235ZM240 235V234H239ZM1 236V235H0ZM5 236H4V238H5ZM8 236H9V234H8ZM33 236V237H34ZM47 236H48V234H47ZM62 236V235H61ZM80 236H81V233H80ZM238 236V235H237ZM248 236V235H247ZM252 236V235H251ZM10 237V240H11V236H9ZM45 237V236H44ZM63 237H64V234H63ZM67 237V236H66ZM70 237V236H69ZM82 237V236H81ZM97 237H98V235H97ZM99 237H100V235H99ZM217 237V236H216ZM253 237V239H256V238H254ZM263 237V236H262ZM2 238V237H1ZM68 238V237H67ZM230 238V237H229ZM235 238H236V236H235ZM9 239V238H8ZM7 239V240H8ZM37 239V238H36ZM40 239V238H39ZM38 239V240H39ZM45 239V238H44ZM47 239V238H46ZM59 239H61V238H59ZM65 239V238H64ZM93 239V238H92ZM96 239V238H95ZM104 238H102V240H103ZM231 239H232V237H231ZM3 240V239H2ZM6 240V239H5ZM7 240H6V242H7ZM37 240V241H38ZM54 240H56L57 241V239H55L54 238ZM53 240V241H54ZM67 240V239H66ZM71 240V239H70ZM87 240V239H86ZM105 240V239H104ZM213 240V239H212ZM229 240V239H228ZM251 240V239H250ZM259 240V239H258ZM262 240V239H261ZM9 241V240H8ZM30 241V242H29ZM33 241V240H32ZM44 241V240H43ZM52 241V240H51ZM55 241V242H56ZM82 241V240H81ZM85 241V240H84ZM92 241H94V239L92 240ZM214 241V240H213ZM4 240L3 241H0V247H4V249H9L8 248V244L7 243H9V242H7L6 243ZM40 242V241H39ZM39 242L37 243V244H39ZM45 243H48L49 241H44ZM59 242H61V244H62V240L61 241H59ZM97 242V241H96ZM103 243L102 244H104V241H102ZM211 242V241H210ZM209 242V243H210ZM228 242H230L231 243V241H228ZM234 242V241H233ZM255 242V241H254ZM51 243V242H50ZM89 243V242H88ZM91 243V242H90ZM89 243V244H90ZM101 243V242H100ZM196 243V242H195ZM224 243V242H223ZM225 243H227V242H225ZM35 244V247H36V243H34ZM42 243H40L39 245H41ZM61 244L59 243H57V245L59 246L60 245V247H61V249H64L65 250V245H63L64 246V248H62L63 246H61ZM92 244V243H91ZM130 244V243H129ZM198 244V243H197ZM206 244V243H205ZM211 244H213V243H211ZM217 244V245H218ZM45 245V244H44ZM48 245V244H47ZM78 245H79V242H78ZM86 245H87V243H86ZM215 245H216V243H215ZM214 245V246H215ZM227 245V244H226ZM34 246V245H33ZM81 246V245H80ZM88 246V245H87ZM86 246V247H87ZM91 246V245H90ZM106 246V245H105ZM198 246V245H197ZM207 246H208V243H207ZM207 246L206 247H202V248H199L198 249V251L197 252H195V253H193L192 251L190 252V251H185L184 249H183V251H177V249H176V251L175 252H173V254H172V256L174 257V258H176V259H178V261L180 262V264H191L193 261H196V260H193L194 258H197V259H199L200 258V256H203L204 254L203 253H201V252H204V248H207ZM213 246V245H212ZM211 246V247H212ZM13 247V246H12ZM11 247V248H12ZM41 247V246H40ZM54 247V246H53ZM52 247V249H53V251H51V249L49 250L50 252H54V249H56V248H53ZM57 247V246H56ZM104 247V246H103ZM129 247H130V245H129ZM199 247V246H198ZM197 247V248H198ZM209 247H210V244H209ZM208 247V248H209ZM218 247V246H217ZM11 248L9 249V250H11ZM27 248H28V246H27ZM29 248H30V246H29ZM45 248H48V246H43V249L44 250H46ZM89 248V247H88ZM94 248H96L95 247V245H94ZM94 248H92V247H90L89 249L91 250V252H93V250H94ZM214 248V247H213ZM33 249H35V248H33ZM39 249V248H38ZM31 250H32V248H31ZM31 250H26V252L28 251V252H30ZM35 250H37V249H35ZM35 250H34V252H35ZM64 250H58V249H56V251H55V253H54V257H56L57 258V262H55L54 264H61V262L63 263V262H65V260H66V255H64V256H66L65 258H64V256H63V252H64ZM89 250V251H90ZM196 250V249H195ZM194 250V251H195ZM199 250H201V252H199ZM207 250V249H206ZM205 250V251H206ZM14 251V250H13ZM40 251V250H39ZM39 251H37V255L36 256H38V254L40 253ZM48 251V252H49ZM120 251V250H119ZM174 251V250H173ZM214 251V250H213ZM2 252V249H1V251H0V253ZM11 251H8V254L10 253ZM31 252H33V251H31ZM131 252V251H130ZM130 252H129V248L127 247V245L125 246V251H124V253H121V256H122V260H124L125 259V261L124 262H126L128 259H129V257H128V255H130ZM208 252H210L209 250H208ZM7 253V252H6ZM13 253V252H12ZM22 253H23V251H22ZM25 253V252H24ZM36 253V252H35ZM51 253V255H53ZM213 253V252H212ZM2 254V253H1ZM0 254V255H1ZM3 254H4V252H3ZM11 254V253H10ZM28 254V253H27ZM32 254V253H31ZM64 254H65V252H64ZM4 255H6V254H4ZM12 255V254H11ZM26 255V254H25ZM206 255H209L208 253L206 254ZM213 255V254H212ZM19 256H20V254H19ZM22 256V255H21ZM27 256V255H26ZM29 256H30V254H29ZM41 256H43V255H41ZM41 256L40 257H38L36 260H37V263H33L32 261H31V259H32V257H30L31 259H29L31 262H29L30 264H48V263H45V261H44V259H42V258H44V257H42L41 258ZM171 256V255H170ZM25 257V256H24ZM34 257H35V255H34ZM206 257V256H205ZM204 257V258H205ZM210 257V256H209ZM209 257H207V258H209ZM212 257V256H211ZM19 258H22V257H19ZM25 258H27V257H25ZM46 258H47V256H46ZM49 258V257H48ZM203 258V259H204ZM7 259H9V256L6 258V261H7ZM52 259V258H51ZM168 259L170 260V259H172L173 260V258L171 257V258H169V255H168ZM168 259H167V261H168ZM202 259V258H201ZM211 259V258H210ZM10 260V259H9ZM48 260V259H47ZM121 260V261H122ZM28 261V260H27ZM197 261H199V260H197ZM212 261V260H211ZM210 261V262H211ZM23 263H24V261H22ZM26 262V261H25ZM51 262V261H50ZM49 262V263H50ZM170 262V261H169ZM207 262V261H206ZM28 263V262H27ZM53 263V262H52ZM51 263V264H52ZM171 263V262H170ZM202 262H200L199 261V264H201ZM204 263V262H203ZM213 263V262H212ZM25 264V263H24ZM101 264H105V262H101ZM122 264H124V263H122ZM156 264H159V262L157 261L156 262ZM196 264V263H195ZM207 264H209V263H207ZM217 264H236V260H225L224 258L221 260H219L218 262H217Z\"/></svg>",
    "mask_w": 264,
    "mask_h": 264
}]
</instances>
